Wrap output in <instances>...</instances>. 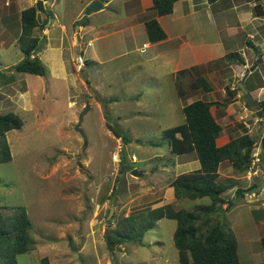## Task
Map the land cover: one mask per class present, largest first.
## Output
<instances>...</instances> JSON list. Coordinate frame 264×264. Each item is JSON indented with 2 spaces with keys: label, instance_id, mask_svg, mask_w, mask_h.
<instances>
[{
  "label": "rangeland",
  "instance_id": "374dc122",
  "mask_svg": "<svg viewBox=\"0 0 264 264\" xmlns=\"http://www.w3.org/2000/svg\"><path fill=\"white\" fill-rule=\"evenodd\" d=\"M51 1H46L45 11L53 19L52 15L61 8L60 2L50 6ZM79 1L86 2L63 0V7L77 10ZM11 3L14 5L8 7L0 0V8L9 13L17 5L15 0ZM260 3L264 7V0ZM122 7L121 0L108 6L120 15ZM107 14L90 15L88 23L106 22ZM150 15L140 14L136 18L146 20ZM0 28L5 40L10 36L19 37L20 17L19 20L15 17L4 19ZM57 32L55 30L53 34ZM123 39L121 48L101 64L86 57L91 44L84 47L85 42H81L83 45L79 50H65V59L69 61L73 56L65 79L53 77L55 74L50 72V66L44 63L49 55L44 48L38 55L34 54L45 68L44 77L17 74L19 72L12 68L24 58L17 40L16 48L7 43L6 49H0V75L8 78L11 71L15 78V82L4 86L1 93L14 99L29 91L31 101L30 110L23 109L24 104L15 107L13 101L9 109L5 102L0 103V114L12 113L22 121L19 130L6 134L11 161L0 165L3 214H10L12 207H24L31 222L34 249L17 256V264H179L172 241L176 224L172 220L156 222L145 232L143 245L129 243L108 250L106 244V236L120 218L131 211L143 212L163 203L152 201L155 196L150 194V187L159 189L157 195L160 196L164 182L177 172L172 164L173 157L167 155L168 139L162 132L184 123L181 105L188 98L180 100L176 96L170 77L163 71L161 59L147 60L151 48L142 52L137 50L146 41L144 33L136 31L134 42H124L125 36ZM78 55L88 59L86 66H78ZM20 57L22 60L19 61ZM3 64L14 66L2 70ZM245 86L248 88L247 84ZM85 106L89 109L76 130ZM250 119L253 122L252 116ZM107 125L125 135L127 144L116 139ZM114 153L124 158L123 163L129 171L120 173L121 166L117 165L116 157L112 160ZM131 156L136 161L132 162ZM163 165L169 174L162 171ZM133 170L141 176L137 177L138 182L128 183L135 178L130 175ZM257 174L264 175L261 162ZM229 175L238 177L236 186L244 188L247 178L254 176L248 171L239 176ZM223 197L225 209L218 210L213 216L234 234L239 264L259 263L264 253L258 239L264 235V227L256 228V225L264 224V218L258 212H250V206L256 204L248 203L244 195L237 196L234 192V195ZM208 204L209 200L202 198L175 200L172 205L178 210L192 211L196 205Z\"/></svg>",
  "mask_w": 264,
  "mask_h": 264
},
{
  "label": "crops",
  "instance_id": "0c3cea01",
  "mask_svg": "<svg viewBox=\"0 0 264 264\" xmlns=\"http://www.w3.org/2000/svg\"><path fill=\"white\" fill-rule=\"evenodd\" d=\"M11 1L3 0L4 5H8V7L14 5ZM36 1L38 0H15V5L17 4L15 10L9 13H5L0 8V23L7 18L15 17L19 20L21 11L35 6ZM92 1L100 2L102 8L95 13L87 15L83 22L81 18L84 16L85 8ZM113 1L116 0H86L85 3L79 1L77 10L64 8L63 5L65 3L63 0L51 1L50 6L53 3H55V6L57 2H60L61 10L59 12L64 14L59 12L55 15L53 14V19H50L51 17L47 14L48 21L46 25H42L39 30L35 31V34L44 37L41 38L44 39V47L42 49L44 48L45 53H49L44 63L50 66V72L55 74L53 77L56 78L58 76L65 79L67 76L68 63L73 60V56H70L71 59L69 61L65 59V50H79L80 46L83 45L81 42H85L84 44L89 43L91 45L87 49L90 50L86 51V57H91L97 64H101L109 60L111 53L121 48L120 45H122L124 36L126 38L124 42L129 43L130 40L134 42L135 33L139 31V33H144L146 41L142 42L137 50L142 52V49L144 51L151 48L152 52L147 60L161 59L163 71L164 73L167 72L165 75L170 77L173 85L176 72L183 69L196 68V73L205 78L211 86V91H196L192 93L193 96L190 97L189 95L186 101L201 100L225 104L213 109L216 121L222 128L220 136L215 141L217 147H221L230 140L246 133L256 139L257 147L255 148L259 149L260 139L264 136V121L255 114L253 115L250 108L246 105L244 94L238 88V83L244 78L243 86L249 94H252L254 100L261 101L264 99V7L262 3H260L262 12L254 13V0H217L212 4L206 0H179L175 3L173 12L170 15L157 17V21L163 29L166 38L161 42L150 44L144 30L145 19L139 20L136 17L140 14L145 15L148 13H151L150 17L153 16L150 11L151 0H121L122 6H124L120 8L121 15L114 9L108 8ZM45 5L46 2L43 5L44 9ZM36 13L39 23L44 21L45 17L38 12ZM106 13H108L105 15L107 17L106 22L104 21L98 25L88 23L90 15L98 16ZM50 20L52 21L48 28ZM55 30L58 32L53 34ZM3 36V33L0 34V49H6L7 43L11 44L9 46L13 48L17 47L16 40L18 37L10 36L9 40H5ZM87 49L85 48V50ZM230 52L240 54L243 60L242 63L227 65L223 62L222 59L225 54ZM106 55L108 56L104 59ZM83 58L85 61L88 60L84 56ZM18 60H22V57ZM12 66L14 65L3 64L1 69H10ZM245 73H247L246 76ZM251 77L254 78L251 79ZM258 78L259 80H256ZM10 82H15L11 71L8 78L0 75V103L5 102L9 109L13 101L12 105H15V107L19 108L24 104L22 106L23 109L30 110L29 91L26 92L27 95L20 98L13 96L14 99L1 93L2 88L9 85ZM246 84L248 88H246ZM226 88H228V91H226ZM236 89H239V91H235ZM232 92H235V94H232ZM184 104L182 103L181 109ZM251 116L254 118L253 122L250 119ZM166 147L167 155L169 154L173 157L172 164L177 173L170 180L164 182L163 194L160 196L157 195L160 192L159 189L150 187V194L155 196L152 201L161 200L163 202L158 207L174 203L175 198L170 183L175 177L196 172L200 168L194 153L173 155L169 152L170 145L168 141ZM114 156L116 155H113V159ZM176 157H181V159H176ZM162 171L165 174H169L164 165ZM230 173L233 174V171L228 162H223L219 165V179L238 178L229 175ZM258 174L252 176L251 179L247 178L245 188L244 186H234L232 189L225 191L222 197L234 195L236 189L247 190L252 185H258L264 179V175L261 177ZM239 178L242 177L240 176ZM135 180L137 181V177L131 182L128 181V183H135ZM244 196L247 198L248 203L254 202L256 204L252 208L250 206V212H258L260 213L259 216L264 218V187L259 193ZM256 226V228L264 227V224L259 222ZM261 237L259 236L258 240ZM250 254L252 256L258 255ZM263 261L264 256L259 263Z\"/></svg>",
  "mask_w": 264,
  "mask_h": 264
},
{
  "label": "trees",
  "instance_id": "16d2710c",
  "mask_svg": "<svg viewBox=\"0 0 264 264\" xmlns=\"http://www.w3.org/2000/svg\"><path fill=\"white\" fill-rule=\"evenodd\" d=\"M178 1L151 0L150 11L153 16L144 21L145 34L150 44L161 42L166 38L157 17L170 15ZM206 1L212 4L217 0ZM254 1V13L262 12L261 0ZM20 24L21 32L17 38V45L24 58L12 68L19 73L44 77L45 68L37 56L30 58L41 43L40 36L35 34V30L42 25L38 21L34 6L21 11ZM222 61L231 65L240 64L243 60L240 54L230 52L225 54ZM84 63L86 66L88 62ZM196 71V68L183 69L174 74V87L178 98L188 97L196 91H211L212 88L207 80ZM250 95L253 104L262 113L264 121V99L255 101L252 94ZM245 103L247 105L246 99ZM223 105L225 104L218 102L187 100L181 109L184 123L162 132V135L168 139L171 154L194 153L200 165L198 171L178 175L171 181L170 187L173 188L175 200L207 198L209 204L196 205L192 211L175 209L172 204L143 212L131 211L127 216L120 218L110 235L106 236L108 250L129 243L143 245L145 232L159 220L167 219L176 224L172 241L179 264H239L234 234L226 230L223 223L213 216L225 205L222 194L236 186L234 178L219 179L218 167L221 163L228 162L235 176L246 173L252 159V150L257 145L256 139L245 133L221 147L216 146L215 141L220 136L222 128L216 121L213 109ZM21 127L22 121L18 116L12 113L0 114V165L11 161L6 134ZM107 127L116 139L127 144L128 139L125 135L109 125ZM260 141L264 149V136ZM259 159L264 172L262 153H259ZM123 161L124 158L121 156L119 162L121 174L129 171ZM10 211V214L5 215L0 208V264H17V256L34 249V240L30 235L31 222L25 208L12 207ZM259 243L264 253V235ZM258 264H264V261Z\"/></svg>",
  "mask_w": 264,
  "mask_h": 264
},
{
  "label": "water",
  "instance_id": "95a60500",
  "mask_svg": "<svg viewBox=\"0 0 264 264\" xmlns=\"http://www.w3.org/2000/svg\"><path fill=\"white\" fill-rule=\"evenodd\" d=\"M46 1L47 0H38V1H36L35 6H34L35 9H36V12H38L39 14H42L45 17V19L43 21V24H42L43 26L46 25V23L48 21V15H47L45 9L43 8V5H44V3ZM101 8H102V4L101 3H99L98 1H92L87 6V8L85 9L83 22H84L85 17L87 15L99 11V10H101ZM43 42H44V39L41 40L40 46L33 52V54H37L41 50L42 45H43ZM246 75H247V73H245V76ZM243 80H244V78H242L240 80V82L238 83V88L244 94V97L246 99L247 105L250 108V110L252 111V113H254L259 119H263L262 113L253 104L251 95L246 91L245 87L243 86ZM88 109H89V107L88 106H85V108L83 109V111L80 113V115H79V122H78V124L75 127L76 130H78L79 124L81 122V119H82L83 115L87 112ZM258 147H259L260 153H262V157H263V160H264V149H263V146H262V143L261 142L259 143ZM130 175L131 176H134V177L141 176V174L138 173L137 170L131 171L130 172ZM263 187H264V179L258 185H256L255 187H251V188H249L247 190L236 189L235 190V195H237V196L254 195L256 193H259L262 190Z\"/></svg>",
  "mask_w": 264,
  "mask_h": 264
},
{
  "label": "built area",
  "instance_id": "2783aa9c",
  "mask_svg": "<svg viewBox=\"0 0 264 264\" xmlns=\"http://www.w3.org/2000/svg\"><path fill=\"white\" fill-rule=\"evenodd\" d=\"M124 1H127V0H124ZM142 51H143V49H142ZM34 56L33 55H31V59L33 58ZM76 62H77V64L78 65H81L82 64V62H83V58L81 57V55H78L77 57H76ZM256 151L258 150V148H254ZM253 149V150H254ZM252 150V154H251V162H250V165H249V168H248V174H252V175H255L256 174V172H257V170H258V165L260 164V159H259V150H258V152H254ZM114 160H115V156H114ZM132 160H135V158L134 157H132ZM119 160H118V158H116V162H118Z\"/></svg>",
  "mask_w": 264,
  "mask_h": 264
},
{
  "label": "clouds",
  "instance_id": "9594fccd",
  "mask_svg": "<svg viewBox=\"0 0 264 264\" xmlns=\"http://www.w3.org/2000/svg\"><path fill=\"white\" fill-rule=\"evenodd\" d=\"M88 44H89V43H86V44H84V45L86 46V45H88ZM85 46H84V47H85ZM33 56H34V54H33ZM81 57L83 58V55H81ZM84 62H85V60H84V58H83V62H82V65H83V66H84ZM78 66H79V65H78ZM122 152H123V151H122ZM114 154L116 155L115 157L118 158V160H119L118 162H116V163H118L117 165H119V162H120V156H118L117 153H114ZM132 157H134V156H131V158H130L131 161H132V162H133V161H136V158L134 157L135 160H132ZM113 160H114V159H113Z\"/></svg>",
  "mask_w": 264,
  "mask_h": 264
}]
</instances>
